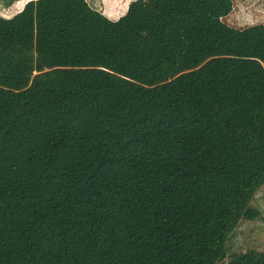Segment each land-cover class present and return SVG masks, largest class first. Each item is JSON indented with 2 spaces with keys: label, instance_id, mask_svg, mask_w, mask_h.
Instances as JSON below:
<instances>
[{
  "label": "trees",
  "instance_id": "16d2710c",
  "mask_svg": "<svg viewBox=\"0 0 264 264\" xmlns=\"http://www.w3.org/2000/svg\"><path fill=\"white\" fill-rule=\"evenodd\" d=\"M235 5L0 16V264L232 258L264 185V25L226 24Z\"/></svg>",
  "mask_w": 264,
  "mask_h": 264
},
{
  "label": "rangeland",
  "instance_id": "374dc122",
  "mask_svg": "<svg viewBox=\"0 0 264 264\" xmlns=\"http://www.w3.org/2000/svg\"><path fill=\"white\" fill-rule=\"evenodd\" d=\"M32 0H0V16L11 18ZM111 19H117L133 0H88ZM232 27L243 29L264 25V0H236L233 12L224 18ZM232 258L223 264H252L264 257V185L255 194L247 214L228 242Z\"/></svg>",
  "mask_w": 264,
  "mask_h": 264
},
{
  "label": "crops",
  "instance_id": "0c3cea01",
  "mask_svg": "<svg viewBox=\"0 0 264 264\" xmlns=\"http://www.w3.org/2000/svg\"><path fill=\"white\" fill-rule=\"evenodd\" d=\"M132 2H133V1H132ZM132 2H131V3H132ZM131 3H130V4H131ZM92 6H93L95 9H97L94 5H92ZM97 10H99V9H97ZM99 11H100V10H99ZM100 12H102V11H100ZM126 12H127V11H126ZM103 14H104V13H103ZM105 15H106V14H105ZM123 15H124V14H123ZM123 15H122V16H123ZM106 16L109 17L108 15H106ZM122 16H120V17H122ZM120 17L117 18V19H112V20H118V19H120ZM109 18H110V17H109ZM110 19H111V18H110Z\"/></svg>",
  "mask_w": 264,
  "mask_h": 264
}]
</instances>
